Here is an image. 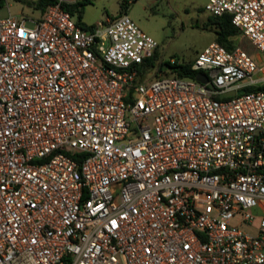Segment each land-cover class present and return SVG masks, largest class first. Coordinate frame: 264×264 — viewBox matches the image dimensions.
I'll return each instance as SVG.
<instances>
[{
	"label": "built area",
	"instance_id": "1",
	"mask_svg": "<svg viewBox=\"0 0 264 264\" xmlns=\"http://www.w3.org/2000/svg\"><path fill=\"white\" fill-rule=\"evenodd\" d=\"M75 2L0 12V264H264V0L206 2L260 53L211 41L212 87Z\"/></svg>",
	"mask_w": 264,
	"mask_h": 264
},
{
	"label": "rangeland",
	"instance_id": "2",
	"mask_svg": "<svg viewBox=\"0 0 264 264\" xmlns=\"http://www.w3.org/2000/svg\"><path fill=\"white\" fill-rule=\"evenodd\" d=\"M12 13L24 17L26 25L34 23L28 16H38L41 7L37 0H7ZM208 0H76L73 6L82 5V24L89 26L98 21L114 19L121 14L131 16L146 33L157 42V58L153 65L147 66V77L157 75H177L174 63L193 62L197 54L211 41L216 40V27L209 22L213 15L205 8ZM0 12L7 13L6 0L0 2ZM69 10L78 19L76 9ZM246 47L258 62L260 56L256 47L243 35L235 37ZM158 61L165 67L158 70ZM260 60L259 64L263 63Z\"/></svg>",
	"mask_w": 264,
	"mask_h": 264
},
{
	"label": "trees",
	"instance_id": "3",
	"mask_svg": "<svg viewBox=\"0 0 264 264\" xmlns=\"http://www.w3.org/2000/svg\"><path fill=\"white\" fill-rule=\"evenodd\" d=\"M52 0H37L36 5L41 7V10H44L45 7L51 2ZM1 2V0H0ZM71 10L76 9L78 20L81 22L83 6L80 4L78 6H69ZM213 23L216 27L217 38L216 40L225 45L227 48H232L237 44H241L237 42L235 38L238 35H243L247 40H249L239 29L236 25L231 22V18L229 14H222V15H213V18L209 21ZM242 45V44H241ZM243 46V45H242ZM246 48L245 46H243ZM157 58V49L154 51L153 55L148 58L147 66L153 65ZM164 62L160 61L157 65L158 70H163ZM191 62L188 63H174L172 65L173 69L176 71V74L179 76H191L194 77L196 75V70L191 68ZM255 88H260L264 90V83L260 85H251L245 87L244 90H251Z\"/></svg>",
	"mask_w": 264,
	"mask_h": 264
},
{
	"label": "water",
	"instance_id": "4",
	"mask_svg": "<svg viewBox=\"0 0 264 264\" xmlns=\"http://www.w3.org/2000/svg\"><path fill=\"white\" fill-rule=\"evenodd\" d=\"M164 67H165V65H164ZM195 78L200 80V81H202V82H207L210 87L213 86V84L208 81V76L202 71H197L196 75H195ZM232 94H234V90H229V91L220 93L219 96L222 97V96L232 95Z\"/></svg>",
	"mask_w": 264,
	"mask_h": 264
}]
</instances>
